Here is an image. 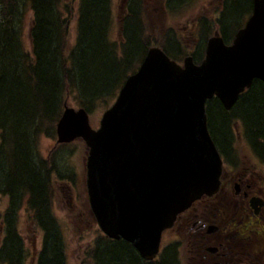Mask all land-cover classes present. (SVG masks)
Returning <instances> with one entry per match:
<instances>
[{
    "label": "trees",
    "instance_id": "obj_1",
    "mask_svg": "<svg viewBox=\"0 0 264 264\" xmlns=\"http://www.w3.org/2000/svg\"><path fill=\"white\" fill-rule=\"evenodd\" d=\"M182 2L187 1L176 0L178 5ZM110 3L78 0L76 37L66 50L71 7L60 0H0V193L8 196L6 208L0 210L5 229L0 264H25L23 242L16 230L22 207L42 231L37 264H66L62 227L52 205L51 175L72 179L62 160L68 144H58L48 158L41 156L38 146L40 136L55 139L56 123L68 98L74 97L75 104L91 114L99 104L112 103L150 46L157 45L170 55L177 48L169 30L162 40L145 33L143 4L132 0L115 40ZM219 6L215 23L228 39L251 13L252 0H221ZM29 11L30 46L23 39L24 17ZM203 23L204 28H214L205 19ZM206 110L209 132L228 165H236L239 157L232 146L235 122L252 151L264 159L261 80L254 79L231 109L213 98L207 101ZM88 211L95 223L90 207ZM86 254L93 264H177L171 246L164 249L160 261L148 262L130 243L105 235H99Z\"/></svg>",
    "mask_w": 264,
    "mask_h": 264
},
{
    "label": "water",
    "instance_id": "obj_2",
    "mask_svg": "<svg viewBox=\"0 0 264 264\" xmlns=\"http://www.w3.org/2000/svg\"><path fill=\"white\" fill-rule=\"evenodd\" d=\"M231 43L208 39L204 59L180 65L152 46L94 129L84 108L67 104L57 143L82 138L86 188L101 231L152 259L162 231L202 195L218 190L222 159L207 128L206 101L230 109L255 78L264 82V0Z\"/></svg>",
    "mask_w": 264,
    "mask_h": 264
},
{
    "label": "rangeland",
    "instance_id": "obj_3",
    "mask_svg": "<svg viewBox=\"0 0 264 264\" xmlns=\"http://www.w3.org/2000/svg\"><path fill=\"white\" fill-rule=\"evenodd\" d=\"M60 1L63 2V5L71 7L70 15L67 14L69 19L66 31L67 35L65 37L66 50H68L76 37V12L78 0ZM140 1L143 2L145 33L154 38H157L158 36V38L162 40L164 39L162 34L169 30L174 33L175 38L179 39V45L180 40L183 42V47L187 52H189L190 49L187 44H192L189 39H192L196 35L198 19L204 17L205 20L207 19L212 22L220 5V0H191L187 5H183L179 9L176 8L175 10L174 8L170 10L164 7L165 0ZM110 4L115 22L112 36L115 40H118L119 20L125 12L126 4L122 0H111ZM24 18L23 39L25 40V43L30 46L29 27L31 12H27ZM67 103L72 107L77 106L74 97H69ZM107 105L108 104L105 103L99 104L91 112V115H89L92 128L98 127L102 113L110 104ZM233 130L236 134L234 146L239 154V158L243 159V163L246 165L251 167L255 166L254 169L256 172L264 178V159L255 155L250 149L248 142L243 137L242 128L240 127L239 122L233 124ZM55 148L54 138L40 136L38 150L42 157L48 158ZM86 155L87 148L85 143L81 139H76L68 144V149L62 156L64 164L68 167L66 175H69L72 179L67 177L58 178L55 174L51 175V187L54 189L52 205L55 215L62 227L66 264H93L91 257L86 254V251L93 246L95 239L102 234L98 226L91 220V214L88 211L89 204L85 185ZM225 170L228 172L231 170L230 167H228V164L226 165ZM7 201L8 196L0 193L1 211L6 208ZM3 225V220L0 219V245L5 237V229ZM16 227L23 242L24 263L36 264L42 244V231L29 220L25 207H22L18 212ZM179 238L180 236L176 234V231L167 230L163 236V246L175 243L177 264H189L187 257L192 254L191 251V253H189L190 246L183 245V243L181 244L182 240L180 243H176ZM259 255L262 257L264 264L263 254L260 253ZM247 257L249 256H244V260L241 264H249ZM242 258L243 256L240 254V261Z\"/></svg>",
    "mask_w": 264,
    "mask_h": 264
},
{
    "label": "flooded vegetation",
    "instance_id": "obj_4",
    "mask_svg": "<svg viewBox=\"0 0 264 264\" xmlns=\"http://www.w3.org/2000/svg\"><path fill=\"white\" fill-rule=\"evenodd\" d=\"M191 55L202 58L201 47ZM243 162L222 170L219 190L177 217V242L190 246L189 264H241L244 256L249 264H263L264 178Z\"/></svg>",
    "mask_w": 264,
    "mask_h": 264
}]
</instances>
